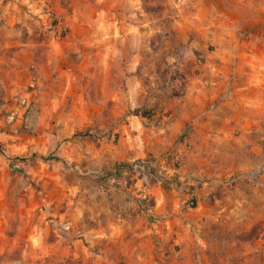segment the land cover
<instances>
[{"label": "rangeland", "instance_id": "374dc122", "mask_svg": "<svg viewBox=\"0 0 264 264\" xmlns=\"http://www.w3.org/2000/svg\"><path fill=\"white\" fill-rule=\"evenodd\" d=\"M0 152V264H264V0H0Z\"/></svg>", "mask_w": 264, "mask_h": 264}, {"label": "trees", "instance_id": "16d2710c", "mask_svg": "<svg viewBox=\"0 0 264 264\" xmlns=\"http://www.w3.org/2000/svg\"><path fill=\"white\" fill-rule=\"evenodd\" d=\"M0 154L4 157L5 161L10 165L11 170L15 169L16 166L14 165L15 161H19V162H26V161H33V160H38L41 161L43 163L46 164H61V166L67 170H73V167L67 165V163L60 159L59 157L53 156V155H47V156H37V155H32L31 157H26V158H11L9 156H7L5 153L0 152ZM122 168H133L132 166H127L123 165V167L121 166H117L114 169V172H118L120 171Z\"/></svg>", "mask_w": 264, "mask_h": 264}, {"label": "crops", "instance_id": "0c3cea01", "mask_svg": "<svg viewBox=\"0 0 264 264\" xmlns=\"http://www.w3.org/2000/svg\"><path fill=\"white\" fill-rule=\"evenodd\" d=\"M189 158H190V156H189ZM170 168H171L170 165H168V170L171 172V174H172L173 172H175V171L171 170ZM168 170H167V171H168ZM183 172H184V171H183ZM177 174H178L180 177H182V179H183V173H182L181 170L177 171Z\"/></svg>", "mask_w": 264, "mask_h": 264}]
</instances>
